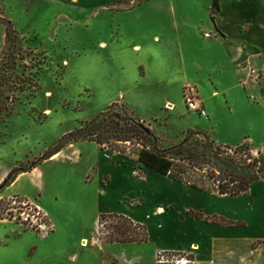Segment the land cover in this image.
I'll list each match as a JSON object with an SVG mask.
<instances>
[{
    "label": "rangeland",
    "instance_id": "obj_1",
    "mask_svg": "<svg viewBox=\"0 0 264 264\" xmlns=\"http://www.w3.org/2000/svg\"><path fill=\"white\" fill-rule=\"evenodd\" d=\"M212 2L0 0V264H158L159 252L192 264L161 247L197 240L190 222H245L255 201L178 191L141 167L135 146L127 159L129 145L78 141L42 161L109 112L143 122L159 148L198 132L264 155V54L233 64L207 33ZM109 213L146 225L149 242L106 243L114 222L98 220Z\"/></svg>",
    "mask_w": 264,
    "mask_h": 264
},
{
    "label": "trees",
    "instance_id": "obj_2",
    "mask_svg": "<svg viewBox=\"0 0 264 264\" xmlns=\"http://www.w3.org/2000/svg\"><path fill=\"white\" fill-rule=\"evenodd\" d=\"M221 1L213 0L210 8L211 21L216 27V17L221 13ZM11 35L12 32L7 33L9 41ZM262 92L264 96V85ZM78 141L94 142L101 147L129 145L128 148L118 151L127 159H129L127 151L131 150V146H135L139 149L138 163L141 167L189 186L195 191L216 194L222 198L247 195L254 183L264 179V155L255 156L246 143L236 147L223 146L218 145L207 133L190 132L179 144L159 148V139L149 127L119 112H109L101 119L87 121L83 128L71 133L51 149L42 161L52 159L67 145ZM19 174L18 170L10 173L8 177L10 184ZM190 214L194 218H203L202 214H195L193 211ZM108 220L114 223L111 227V236L105 240L106 243L149 242L150 232L146 225L117 213L101 215L99 225L104 226ZM220 223L237 224L225 220H221Z\"/></svg>",
    "mask_w": 264,
    "mask_h": 264
},
{
    "label": "crops",
    "instance_id": "obj_3",
    "mask_svg": "<svg viewBox=\"0 0 264 264\" xmlns=\"http://www.w3.org/2000/svg\"><path fill=\"white\" fill-rule=\"evenodd\" d=\"M216 24L217 27L212 23L215 31L207 33L212 34V39L221 41L233 64L248 68L255 58H261L264 54V0H222ZM168 182H172L176 190L186 193L185 185L170 179ZM234 198L256 202L255 206L250 205V214L237 218L245 222L229 226L213 222H190L199 232L197 240L163 246L161 250L178 251L184 253L182 255L187 252L191 257L194 255L196 259L191 261L192 264H264V179L254 183L247 195ZM197 208L202 209L203 206Z\"/></svg>",
    "mask_w": 264,
    "mask_h": 264
},
{
    "label": "built area",
    "instance_id": "obj_4",
    "mask_svg": "<svg viewBox=\"0 0 264 264\" xmlns=\"http://www.w3.org/2000/svg\"><path fill=\"white\" fill-rule=\"evenodd\" d=\"M188 108L198 113L202 117H208V114L201 102H199L197 99L188 98ZM158 264H170L169 258L166 256L165 252H159L157 255ZM189 263V261L185 258L182 260L176 262V264H186Z\"/></svg>",
    "mask_w": 264,
    "mask_h": 264
},
{
    "label": "bare ground",
    "instance_id": "obj_5",
    "mask_svg": "<svg viewBox=\"0 0 264 264\" xmlns=\"http://www.w3.org/2000/svg\"><path fill=\"white\" fill-rule=\"evenodd\" d=\"M57 156H58V155L54 156L52 159H56ZM155 178L159 179L160 177H159V175H157V176L153 177L154 180H155ZM149 179L153 180L152 177H150ZM159 180H160L161 182H162V181L164 182V180L161 179V178H160ZM183 187H184V186H183ZM166 188H167V189H166ZM173 188H175V187L173 186ZM184 188L187 189V190L185 191L186 193H193V191H190L187 187H184ZM164 189H165V190H170L168 185H167V187L165 186ZM188 190H189V191H188ZM211 206H212V205H211ZM186 264H188V263H186Z\"/></svg>",
    "mask_w": 264,
    "mask_h": 264
}]
</instances>
